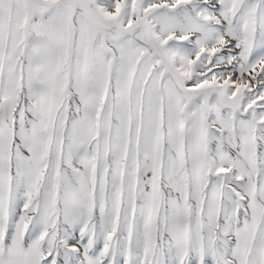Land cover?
<instances>
[{"label": "snow or ice", "instance_id": "snow-or-ice-1", "mask_svg": "<svg viewBox=\"0 0 264 264\" xmlns=\"http://www.w3.org/2000/svg\"><path fill=\"white\" fill-rule=\"evenodd\" d=\"M0 264H264V0H0Z\"/></svg>", "mask_w": 264, "mask_h": 264}]
</instances>
